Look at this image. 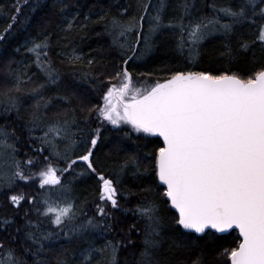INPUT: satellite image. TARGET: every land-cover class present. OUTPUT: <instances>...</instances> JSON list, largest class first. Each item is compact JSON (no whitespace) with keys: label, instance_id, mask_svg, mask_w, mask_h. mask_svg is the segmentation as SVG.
I'll use <instances>...</instances> for the list:
<instances>
[{"label":"snow or ice","instance_id":"obj_1","mask_svg":"<svg viewBox=\"0 0 264 264\" xmlns=\"http://www.w3.org/2000/svg\"><path fill=\"white\" fill-rule=\"evenodd\" d=\"M27 5L28 0H13L5 34ZM112 6L116 14L100 6L84 13L79 3L56 0V31L45 29L31 47L25 46L43 82L6 65L11 80L6 78L5 84L11 86L0 100V119L6 121L0 126V196L17 213L23 211L24 224L13 228V218H0V231L5 233L0 236V264H118L123 241L107 239L114 231L126 235L117 211H132L144 222L138 255L131 254L130 264H177L174 258L183 253L188 254L183 264H205L203 256L192 258L200 250L193 233L230 235V230L238 231L235 246L220 250L217 259L223 257L222 264H264V67L244 75L228 69L168 70L167 76L151 84L146 80L152 73H141L145 82H134L129 71L130 63L170 39L174 51L193 66L203 43L216 36L225 41L221 56L229 62L257 46L264 50V0L223 4L213 0L207 15L200 14L195 0H176L171 15L169 0H137L138 15L127 19L130 5ZM90 24H103L110 47L119 49V62L108 71L103 60L69 41L58 55L72 67L75 87L46 95L61 79L48 55L53 36L62 33L59 38L67 40L73 33L85 32L83 40ZM26 85L32 86L25 93ZM89 93L100 103L93 104ZM29 100L34 101L29 105L30 119L13 127ZM105 125L112 126L115 136L103 135ZM37 130L42 133L38 137L33 135ZM25 131L39 144L29 145L36 156L21 160L17 144ZM151 136L161 137L162 145L143 151L147 143L137 141ZM105 144L110 145L109 156L116 157L109 167L97 156ZM81 163L83 169L76 171ZM81 177L97 181L94 215L85 210L86 200L78 206L72 195ZM124 178L139 192L119 189ZM37 180L38 195L21 187V182L28 186ZM153 192L175 210L171 223L160 215V204L147 197ZM133 195L140 200L135 208H122L121 197ZM132 232L140 229L132 224L127 235ZM6 240L15 247H5ZM77 241V247H70Z\"/></svg>","mask_w":264,"mask_h":264},{"label":"trees","instance_id":"obj_2","mask_svg":"<svg viewBox=\"0 0 264 264\" xmlns=\"http://www.w3.org/2000/svg\"><path fill=\"white\" fill-rule=\"evenodd\" d=\"M13 0H0V36H3V39L0 40V100L3 99V93L6 90V87H10V84H5V79L11 80L9 74V69L6 67L11 63L12 71L16 72H26L28 76H32L33 80L36 82H43V74L37 69L36 65L33 63V55L26 52L27 47H31V42L39 37L41 32H44L45 29L48 32L56 31V23L59 20L58 15H55L54 4L56 0H28V5L22 9V13L19 16L17 22L13 25L11 30L5 34L4 29L7 28L8 24L11 22L10 17L13 15L11 9V4ZM66 3L70 5H75L79 3L81 11L84 13L88 12L90 7L100 6L108 10L111 14H116L117 8L112 6L116 3L123 5H130V10L128 16L138 15L137 9V0H65ZM176 0H169V9L168 14L171 15V6L174 5ZM197 8L201 9L200 14L207 15L209 14V9L207 5L213 3V0H195ZM217 4H223L226 0H215ZM153 3H156V0H153ZM32 9H35L34 11ZM96 16H92V20H96ZM147 23H145V30H147ZM85 32L73 33L69 36L67 40L60 39L59 36H53L51 40V50L48 55L50 60L53 62L54 67L60 73L61 79L56 86H51L46 95L53 96L57 92L64 94L66 89L75 87L74 82L76 78L71 74L72 67L66 63H62V57L58 55L59 52L64 50V46L69 44V41H72L71 46L79 49L85 54H88L90 51L95 55L97 60H103L106 64L109 65L108 71H111L112 63H118L120 56L118 55L119 49L110 47L111 37L104 34L103 24H90L86 30V39L81 40L80 37L84 36ZM251 37L245 35V39H250ZM225 41L222 37L216 36L209 38L205 41L200 49L201 55L197 63L189 65L185 62L184 57L180 56L176 51H174V40H169L165 44H160L154 49V51L144 57L142 60L130 63L129 71L133 73L134 82L139 79L141 82H145V77L141 76V73H152L150 78H147L146 82L148 84L154 83L156 78H163L168 75V70L171 71H217L228 69L231 72H238L242 75L249 73L250 71L258 70L261 67H264V50L259 46L255 47L247 54H237V57L232 62H229V59L225 56H221V53L225 51L223 45ZM233 47L235 43L233 42ZM19 48V52L16 49ZM164 69V71H161ZM99 71V69H97ZM83 84V81L79 82ZM32 85H26L22 89L23 92H27V89ZM135 86L139 87L140 84L137 83ZM83 91V88L80 89ZM89 98L93 104L100 103V101L95 97L94 93H89ZM34 103V101H27L21 108L19 112V120L17 123L13 124V127L19 128L21 125L26 124L30 119L31 111L29 105ZM71 107V106H66ZM51 115V113H49ZM11 119L16 121L17 114L12 112L10 114ZM92 119H95L93 115ZM6 121L0 119V126L5 125ZM97 124L93 123L92 127H96ZM107 129L104 131L103 135L105 137L115 136V132L112 130L111 125H105ZM11 130V129H9ZM19 134V133H18ZM41 131L37 130L33 135L40 136ZM137 134L133 135V140H135ZM142 135V134H141ZM35 143L39 144V141H30L29 133L25 131L23 133L21 143L17 144V148L20 149L18 152V159L26 160L29 156H36V153H33L30 148V144ZM128 143H132L129 141ZM137 143H147L148 147L143 149V151H151L155 147L162 145V140L157 136L148 137L146 141H137ZM23 144V147H21ZM131 151V149H129ZM27 153V155H25ZM110 145H102L100 150L97 152V156L105 161V167L113 165L116 157L114 155L109 156ZM47 156L48 153L43 154ZM124 153H121L123 156ZM63 166V165H61ZM84 165L82 164L81 170ZM103 170V169H102ZM80 171V170H79ZM21 187L23 190L39 194L40 189L38 188V180L28 186H24L21 182ZM119 189L127 193L129 191L133 193L139 192V189L128 179L124 178L123 181L117 185ZM72 195L77 198V205L79 206L82 201H87L86 211L89 215H94V206L95 203H99L96 199L98 195L97 181L95 178L88 179L87 177H81L73 185ZM149 199H155L157 203L160 204V215L164 218L165 223H171V217L175 214V211L168 206H165L161 201L157 193H148L146 194ZM140 199H144V195H141ZM140 200L136 198L135 195L129 196L127 198L121 197L120 203L122 208L133 209ZM27 207V205H25ZM115 215L120 219L121 224L119 227L123 229L125 236H121L118 232L114 231L113 233L107 236L109 240H122L123 245H121L118 254L117 262L118 264H130L132 260V253L138 255L139 246L143 239L142 232L144 222L135 215L132 211L128 212H115ZM0 218H13L15 220V227H21L24 224L23 211L17 213L16 209L7 204L4 201L3 196H0ZM30 218H35V213H32ZM135 224L137 229H140V232H132L130 235H127L129 227ZM13 229H9V232H12ZM231 234H224L216 236L209 235H196L193 233V239L196 240V243L199 245L200 250L195 251L192 254V258H195L196 255L203 256L205 264H222L223 257L217 259V254L220 250L226 247H234L236 239L238 237L237 231H231ZM5 233L0 231V236H4ZM23 235V234H21ZM199 237V238H197ZM7 241V240H6ZM5 241V242H6ZM97 243V246H99ZM8 247H15V245L10 244L7 241ZM79 241L75 242L70 247H77ZM124 245H127L125 247ZM135 245L136 247H133ZM19 255V253H18ZM188 254H177L174 258L177 264H183L186 260Z\"/></svg>","mask_w":264,"mask_h":264},{"label":"rangeland","instance_id":"obj_3","mask_svg":"<svg viewBox=\"0 0 264 264\" xmlns=\"http://www.w3.org/2000/svg\"><path fill=\"white\" fill-rule=\"evenodd\" d=\"M81 167H82V163L81 164H78L77 167H76V171L81 170ZM5 247H8L7 241L5 242Z\"/></svg>","mask_w":264,"mask_h":264},{"label":"water","instance_id":"obj_4","mask_svg":"<svg viewBox=\"0 0 264 264\" xmlns=\"http://www.w3.org/2000/svg\"><path fill=\"white\" fill-rule=\"evenodd\" d=\"M158 137V136H157ZM161 140H162V138L161 137H159ZM174 210V209H173ZM175 211V210H174ZM232 230H230V232H231ZM238 232V231H237ZM196 235H203V234H196ZM219 235H224V234H219Z\"/></svg>","mask_w":264,"mask_h":264}]
</instances>
